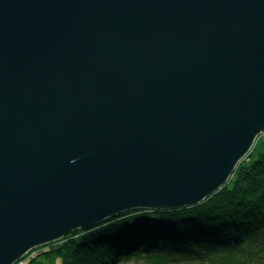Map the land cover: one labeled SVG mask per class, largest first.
Instances as JSON below:
<instances>
[{
	"label": "water",
	"instance_id": "95a60500",
	"mask_svg": "<svg viewBox=\"0 0 264 264\" xmlns=\"http://www.w3.org/2000/svg\"><path fill=\"white\" fill-rule=\"evenodd\" d=\"M264 133V0H0V264L218 191Z\"/></svg>",
	"mask_w": 264,
	"mask_h": 264
},
{
	"label": "trees",
	"instance_id": "16d2710c",
	"mask_svg": "<svg viewBox=\"0 0 264 264\" xmlns=\"http://www.w3.org/2000/svg\"><path fill=\"white\" fill-rule=\"evenodd\" d=\"M251 154L196 205L127 209L38 245L14 264H264V152Z\"/></svg>",
	"mask_w": 264,
	"mask_h": 264
},
{
	"label": "rangeland",
	"instance_id": "374dc122",
	"mask_svg": "<svg viewBox=\"0 0 264 264\" xmlns=\"http://www.w3.org/2000/svg\"><path fill=\"white\" fill-rule=\"evenodd\" d=\"M250 151L252 152L251 157L257 158L260 153L264 152V133L261 134V136L255 140L253 143ZM213 261V263L222 264V262L214 261L213 258H209ZM19 264V263H18ZM117 264H149L145 261L143 258H139V260H135L134 258H129L127 260H123L118 262ZM166 264H198L196 261H185L183 259H180L178 262H168Z\"/></svg>",
	"mask_w": 264,
	"mask_h": 264
},
{
	"label": "bare ground",
	"instance_id": "6f19581e",
	"mask_svg": "<svg viewBox=\"0 0 264 264\" xmlns=\"http://www.w3.org/2000/svg\"><path fill=\"white\" fill-rule=\"evenodd\" d=\"M261 134H262V133L258 134V135L255 137L254 142H255L256 139H258V138L261 136ZM254 142H253V143H254Z\"/></svg>",
	"mask_w": 264,
	"mask_h": 264
}]
</instances>
